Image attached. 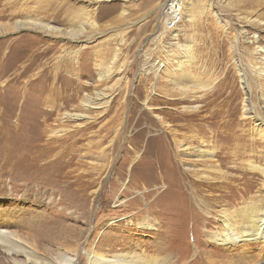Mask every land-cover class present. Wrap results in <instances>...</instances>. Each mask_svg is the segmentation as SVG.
<instances>
[{
    "label": "rangeland",
    "instance_id": "1",
    "mask_svg": "<svg viewBox=\"0 0 264 264\" xmlns=\"http://www.w3.org/2000/svg\"><path fill=\"white\" fill-rule=\"evenodd\" d=\"M253 110L264 0H0V230L54 263L232 259L205 240L217 213L264 206Z\"/></svg>",
    "mask_w": 264,
    "mask_h": 264
},
{
    "label": "bare ground",
    "instance_id": "2",
    "mask_svg": "<svg viewBox=\"0 0 264 264\" xmlns=\"http://www.w3.org/2000/svg\"><path fill=\"white\" fill-rule=\"evenodd\" d=\"M21 27H22V24H21ZM24 27H26V25H24ZM31 27L34 29L36 28L37 30L46 31L47 33H56L55 28L49 27L47 25L45 26L43 24L32 23ZM76 32L77 31L71 30L69 32V37L73 39L75 35L78 34V32L77 33ZM186 58H188V55ZM184 69L185 68L183 65L180 66V71L183 72ZM82 104L85 107L93 108V109H100V106L102 107V104L100 105L98 103H93L89 99L83 100ZM250 113L253 114V116H255L256 119H258V121L260 122L258 125L264 127V116L259 113L254 112V110L250 111ZM74 116H75L74 118L78 120H83L86 118V116L80 115V114H75ZM262 136L264 137V134H262ZM185 151H188L186 155L191 156V157L195 156L194 155L195 150L193 151V150L186 149ZM207 156H210V154H206L203 151H200L196 155V158L198 157V158L204 159ZM253 169L258 170L260 168L254 167ZM261 172L264 176V169H261ZM257 207L258 206H254V205H245L242 208H240V210L238 211L235 210L231 214L229 213H221V214L219 213L218 214L217 213L218 216L216 220L219 224L218 229L212 232L207 231V238L205 241L209 242L210 244L218 245L227 252L232 249H239L241 247H243V251L241 252V254L235 255L232 259L227 258L226 257L227 255H226L222 257L221 259H218V260L214 259L213 261H210V258L208 257L209 263L211 264H251L250 261L252 260V258L249 256L250 247L253 244H258V243L264 245V206L263 207L259 206L260 207L259 209H257ZM138 227L140 229H143L144 231H153V230L156 231L157 230L156 227L150 224V222L140 223ZM0 250L6 256L5 262H9V264L10 263L11 264H77V260H78L76 258L77 254L74 255L73 257H68L67 255L59 256V258L55 259L57 260V263H54L53 261L49 259L48 260L42 259L37 255V253L33 249L28 247V245L24 243L21 239H18V237L14 238V235H9L7 231L5 232L2 230H0ZM84 253L85 255H87L88 264H160L154 259H152L151 261L146 259L145 255L143 254H135V253L123 254V255L115 254L111 256L110 258H105L104 256H102L99 253H96L95 251H91L88 253L87 250H85ZM14 255L21 256L24 258V260L22 261V260H16L12 258V256ZM193 255L194 256L189 260V262L186 261L182 264H193L194 262H197L196 261L197 259L195 256L196 254L193 253ZM164 260L168 261L165 264H181L180 259L176 261L175 258L173 259V257L171 259H169L168 257V260L167 259H164ZM252 264H264V256L262 260H259V262L257 261L253 262Z\"/></svg>",
    "mask_w": 264,
    "mask_h": 264
}]
</instances>
